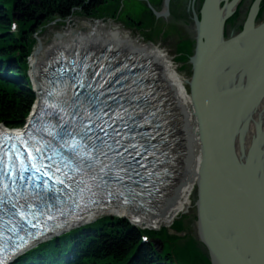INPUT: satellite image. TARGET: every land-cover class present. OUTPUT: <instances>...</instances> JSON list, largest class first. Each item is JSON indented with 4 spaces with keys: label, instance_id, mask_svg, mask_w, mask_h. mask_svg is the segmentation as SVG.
<instances>
[{
    "label": "water",
    "instance_id": "water-1",
    "mask_svg": "<svg viewBox=\"0 0 264 264\" xmlns=\"http://www.w3.org/2000/svg\"><path fill=\"white\" fill-rule=\"evenodd\" d=\"M108 1L130 10L135 22L155 23L187 51L176 100L190 148L174 199L183 245L197 264H204L203 245L211 264H264V22L255 23L261 0L242 31L227 38L228 9L238 0L224 6L205 0L200 18L194 13L191 64V12L179 21L177 6L173 16L160 18L150 11L153 0H146L141 18Z\"/></svg>",
    "mask_w": 264,
    "mask_h": 264
},
{
    "label": "trees",
    "instance_id": "trees-1",
    "mask_svg": "<svg viewBox=\"0 0 264 264\" xmlns=\"http://www.w3.org/2000/svg\"><path fill=\"white\" fill-rule=\"evenodd\" d=\"M14 0H0V73L5 69L21 80L16 82L11 78L0 77V122L6 125L20 126L23 124L34 101L35 94L26 76V58L31 52L34 40L30 26L38 17L40 8L48 12V16L65 17L77 6L80 0H39L41 4L25 2L28 6L25 14L20 16L21 32L15 36L9 32L11 20L14 17ZM30 2V0H27ZM8 4V8L4 7ZM81 3V2H80ZM100 4H93L98 8ZM36 12V13H35ZM176 228L183 230V225L175 223ZM151 237L163 235L162 232L150 231ZM75 241L64 238L55 240L39 252H32L27 257L39 263L38 255H45L44 264H67L62 254L71 248L77 251L78 259L73 264H163L165 260L153 245L142 242L141 230L128 219L113 217L99 221L93 227L82 228L76 234ZM171 241L178 240L177 236L168 235ZM174 242H172L174 244ZM171 243V244H172ZM172 244V245H173ZM172 252H167L165 258L170 259ZM200 262L210 264L208 257L201 256ZM172 260V257H171ZM18 264H26L20 262Z\"/></svg>",
    "mask_w": 264,
    "mask_h": 264
},
{
    "label": "bare ground",
    "instance_id": "bare-ground-1",
    "mask_svg": "<svg viewBox=\"0 0 264 264\" xmlns=\"http://www.w3.org/2000/svg\"><path fill=\"white\" fill-rule=\"evenodd\" d=\"M234 9L235 6L234 8H229L228 11L232 10L233 12ZM118 12L119 14L116 19L110 18L103 20L91 18L83 19L82 21L74 19L75 23L62 34L61 38L52 42L50 46H46L45 49H36L32 57L31 69L32 79L36 81L35 87H38L37 81L40 80L42 75L41 66H47L48 63L52 61L54 57L52 56V58H50V55H52L54 50L62 49L70 51L77 48L83 49L93 47L99 51H104L108 50V47H112L113 49H126L130 51L132 56L136 57H140L139 55L142 54L144 60L152 62L159 70L162 81L165 83L176 103L181 75L173 66L169 55L165 50L155 45L147 44L137 37H132L129 31L127 32L121 27L123 9H120V11L118 10ZM72 21L73 20H71V22ZM73 26H75V29H73ZM252 123L253 121L250 122V124ZM185 169L186 168H184L180 186L184 180ZM175 195L172 202L167 205H161L157 213H140L139 216H136L137 220L140 222L139 224L158 225L161 227L165 225L170 226L174 220L177 219V213L174 207ZM73 213L76 214V212Z\"/></svg>",
    "mask_w": 264,
    "mask_h": 264
},
{
    "label": "rangeland",
    "instance_id": "rangeland-1",
    "mask_svg": "<svg viewBox=\"0 0 264 264\" xmlns=\"http://www.w3.org/2000/svg\"><path fill=\"white\" fill-rule=\"evenodd\" d=\"M117 1L123 3L128 8H130L132 11H134L139 17L143 18L142 14H143V8H144V4L146 0H117ZM263 3H264V0H263ZM163 6H164V2L162 0H153L150 6V11L154 13V15L156 16L155 12L157 11L161 13L164 12V9L162 11ZM168 6H169L168 9H169L170 15L168 17L166 16V17H160V18H170L171 16H173V14L177 10L178 5L175 3L170 4L169 2ZM24 8L27 9V7H24ZM119 8L123 9V12H122L123 18L121 20L122 21L121 27L124 28V30H126L127 32L129 31L132 37H135V38L137 37L138 39H141L143 42L147 44H152V45H155L165 50V52L169 55V58L172 60L173 66L177 69V72L181 75L183 65L187 59V51L183 49L182 47H180L179 45L172 42L155 23L135 22L131 19L132 12L130 10L124 7L115 5L108 0L106 4L98 10L95 17H98V16L99 18L100 17L101 18L114 17L116 19L117 15L119 14L118 10L120 11ZM238 8H239V4H238ZM26 9L24 11H27ZM89 9L90 8H88V10ZM78 10L80 9H76L75 11H73V13L71 14L72 15L71 18L65 21H55L53 19H45L46 17L42 19L41 28L37 30L35 34V36L37 37V40H36V43L33 49L34 52L36 51L37 48L42 47L43 49H45L46 46H50L52 42L57 40L56 34L57 33L63 34L64 32H66V30L69 29V27L72 26L73 23H75L74 19L82 21L83 19L92 18L91 15L85 14V10L83 9H81L80 11ZM262 11H264V6L262 7ZM37 12H39V14H45V10L41 8L37 10ZM186 15H187V11L179 8V13H178L179 21H183ZM235 15H236V11H234L233 15L228 17L225 23L226 24L231 23ZM107 19H110V18H107ZM71 20L73 21L71 22ZM73 29H75V26H73ZM34 52H33V55H34ZM52 55H50V57ZM118 215H121V214H118ZM175 223H178V219H176L173 222L171 229H170L171 226L162 227L163 235L157 236V237H162V240L165 242V244H167L166 241L169 240L168 239L169 236L167 235L168 231L171 233L174 232L175 233L174 235H176L177 238L180 239L178 232L174 230L176 228L174 225ZM140 226L141 227L154 226V228L156 229L161 228V226H158V225H148V224L139 225V227ZM172 249L174 250L173 252L179 264H197L194 257L183 245L181 239L176 240L174 242V246Z\"/></svg>",
    "mask_w": 264,
    "mask_h": 264
},
{
    "label": "flooded vegetation",
    "instance_id": "flooded-vegetation-1",
    "mask_svg": "<svg viewBox=\"0 0 264 264\" xmlns=\"http://www.w3.org/2000/svg\"><path fill=\"white\" fill-rule=\"evenodd\" d=\"M162 1L164 2V6L162 8V11L164 9V12H165V0H162ZM255 1L256 0H239L238 1L240 8H238V4H237L236 9H235L237 18L235 19L232 30L229 33H228V29H230V28H228V26H227L228 23L225 25V33H227L226 35H234V34L238 33L243 28V25H244L246 19L248 18L250 9H251L252 5L255 3ZM172 3L177 4L182 10L184 9V10L188 11L189 13L191 12V19L193 22V31L196 34L193 12H199L201 5L203 3V0H170V4H172ZM263 6H264V3L262 0V2L260 3V6H259V12L255 18L256 25L264 22V11H262ZM169 15H170V13L168 14V16ZM194 41H195V37H194Z\"/></svg>",
    "mask_w": 264,
    "mask_h": 264
}]
</instances>
